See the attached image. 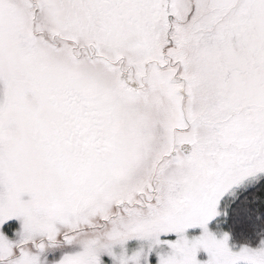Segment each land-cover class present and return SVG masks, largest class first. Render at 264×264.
<instances>
[{
    "label": "snow or ice",
    "instance_id": "obj_1",
    "mask_svg": "<svg viewBox=\"0 0 264 264\" xmlns=\"http://www.w3.org/2000/svg\"><path fill=\"white\" fill-rule=\"evenodd\" d=\"M261 173L264 0H0V264H264L208 227Z\"/></svg>",
    "mask_w": 264,
    "mask_h": 264
},
{
    "label": "trees",
    "instance_id": "obj_2",
    "mask_svg": "<svg viewBox=\"0 0 264 264\" xmlns=\"http://www.w3.org/2000/svg\"><path fill=\"white\" fill-rule=\"evenodd\" d=\"M229 211L226 226L235 242L257 244L264 238V175L237 193Z\"/></svg>",
    "mask_w": 264,
    "mask_h": 264
},
{
    "label": "rangeland",
    "instance_id": "obj_3",
    "mask_svg": "<svg viewBox=\"0 0 264 264\" xmlns=\"http://www.w3.org/2000/svg\"><path fill=\"white\" fill-rule=\"evenodd\" d=\"M258 175H259V178H260L261 176L264 175V173H261V174H258ZM253 182H255V181L246 180L240 186L234 187L232 190H230V192L227 193L221 199V201L219 202L218 212L220 214L218 216L214 217L209 222V225H208L209 230L212 231L217 236V238H220L223 235V233H225V232L229 233L230 239H229L228 243H229V246L233 248V250H238L241 246H245V245L251 246V247H256V246H259L261 240H264V238L261 239L260 242H258L257 244L237 243V242H235L232 239V236H231V234L229 232V229L226 226L227 219H228V217L230 215L229 214V212H230L229 210H230L231 204L235 200V197H236L237 193L240 190L246 188L248 185H250ZM19 226H20V222L14 218L13 220L9 221L4 226L3 231H5V233L7 235L12 237L14 235L12 229L19 228ZM201 232H202V229L197 226L195 228L188 229L187 230V235L189 237H192V236L201 234ZM168 238H173L174 239V237H168ZM139 243L140 242L137 241L136 239H132V240L128 241L127 242V247L129 249V251H131L132 249L136 248L139 245ZM117 251H119V247L118 246H117ZM60 256H61V251L59 249H57V250L46 252L41 258H42V260L46 259L47 261L51 262V261L59 260ZM198 258L202 259V260L206 259L207 258V254L203 250H201L198 253ZM104 259L107 261V264H111V261L107 257H104ZM151 259L153 261V264H155L156 257H155L154 254L151 257Z\"/></svg>",
    "mask_w": 264,
    "mask_h": 264
}]
</instances>
